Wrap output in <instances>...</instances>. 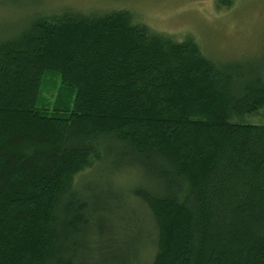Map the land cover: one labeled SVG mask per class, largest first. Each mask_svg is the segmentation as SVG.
<instances>
[{
    "label": "trees",
    "instance_id": "trees-1",
    "mask_svg": "<svg viewBox=\"0 0 264 264\" xmlns=\"http://www.w3.org/2000/svg\"><path fill=\"white\" fill-rule=\"evenodd\" d=\"M262 109L263 71L125 8L43 14L0 36V264H264V125L242 121ZM96 166L121 190L83 195ZM96 212L121 229L94 231ZM133 212L152 227L139 255Z\"/></svg>",
    "mask_w": 264,
    "mask_h": 264
},
{
    "label": "rangeland",
    "instance_id": "rangeland-1",
    "mask_svg": "<svg viewBox=\"0 0 264 264\" xmlns=\"http://www.w3.org/2000/svg\"><path fill=\"white\" fill-rule=\"evenodd\" d=\"M123 8L130 10L136 21L149 25L152 30L178 41L195 39L202 52L220 64L240 65L248 72H264V0H232L229 5L220 0H0V36L14 33L43 14L51 15L66 9L105 12ZM59 89L60 78L48 76L41 102L55 103ZM242 121L264 125V109L247 115ZM89 173L90 170H86L79 178L83 179ZM123 182L122 178H114L106 166H96L78 188L83 195H91L89 192L93 189V196L101 197L94 188L105 190L111 186L121 190ZM138 213H131L136 221L133 229L138 234L134 242L137 255L147 244L152 231L151 222L139 217ZM95 214L91 226L94 231L100 220L111 227L105 212ZM112 222V230L121 229L119 219ZM90 232L88 237L92 239ZM122 255L125 258L128 253Z\"/></svg>",
    "mask_w": 264,
    "mask_h": 264
}]
</instances>
